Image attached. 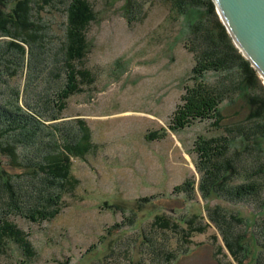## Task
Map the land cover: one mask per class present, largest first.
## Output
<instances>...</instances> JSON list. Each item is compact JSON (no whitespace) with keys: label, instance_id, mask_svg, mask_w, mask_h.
Masks as SVG:
<instances>
[{"label":"rangeland","instance_id":"374dc122","mask_svg":"<svg viewBox=\"0 0 264 264\" xmlns=\"http://www.w3.org/2000/svg\"><path fill=\"white\" fill-rule=\"evenodd\" d=\"M91 2L96 16L88 29L82 66L93 81L82 84V90L68 99L62 116L86 120L94 136L93 148L73 161L79 184L64 194L56 217L33 221L11 216L29 234L36 252L31 262L81 264L80 259L92 250V257L106 256L105 261L115 257L112 264L124 263L125 255L142 264H237L210 223L206 205H220L230 215L233 229L243 233L264 218L254 195L239 203L214 199L206 204L199 192L190 199L175 192L185 180L200 179L195 141L218 132L211 120H195L183 129L170 127L184 87L193 83L195 67L194 54L184 39H178L186 26L183 16L172 10V0ZM61 8H57L60 14L47 12L38 21L57 40L48 47L43 81L32 86L28 96H40L47 88L54 54L65 36L58 25L65 17V6ZM240 109L239 104L226 113L233 115ZM145 197L151 199L139 209V200ZM112 204L135 207L136 222H127L131 211L124 213ZM157 215L167 217L170 225L160 229L157 243L146 244L151 220ZM182 217L192 218L197 227L210 225L204 232L185 236L184 223L177 221ZM126 248L134 250L127 254ZM22 256L16 245L8 242L3 247L0 242V264H21Z\"/></svg>","mask_w":264,"mask_h":264},{"label":"trees","instance_id":"16d2710c","mask_svg":"<svg viewBox=\"0 0 264 264\" xmlns=\"http://www.w3.org/2000/svg\"><path fill=\"white\" fill-rule=\"evenodd\" d=\"M62 6L65 17L58 25L65 36L54 54L47 88L40 96H28L36 83L43 81L49 65L45 63L50 56L48 47L57 40L47 34V25L38 21L47 12L60 14ZM172 10L186 22L178 39H184L194 54L195 67L193 83L184 87L170 127L183 129L195 120H211L218 131L195 141L199 181L189 178L175 192L189 199L199 192L206 204L214 199L239 203L254 195L258 213L264 214V81L234 42L214 0H172ZM95 16L91 0H0V242L3 247L9 242L21 250V264H33L36 252L29 234L11 216L33 221L56 217L64 194L79 184L73 161L93 148L94 136L86 120H66L62 112L68 99L82 90V84L93 81L82 64ZM239 104L241 109L230 114V119L227 110ZM4 157L8 159L5 163ZM16 169L21 172L15 173ZM150 199L139 200V209ZM110 206L124 213L131 211L127 222H136L135 207ZM206 207L210 223L237 264H264V218L237 233L220 205ZM200 217L205 219L203 214ZM177 221L184 223L185 236L204 232L210 225L197 227L192 218L185 217ZM151 223L146 244L157 243L162 228L170 225L161 215ZM132 250L126 248V253ZM91 252L80 259L81 264H112L115 258L105 261L106 256L99 259ZM125 256L121 264H142Z\"/></svg>","mask_w":264,"mask_h":264},{"label":"water","instance_id":"95a60500","mask_svg":"<svg viewBox=\"0 0 264 264\" xmlns=\"http://www.w3.org/2000/svg\"><path fill=\"white\" fill-rule=\"evenodd\" d=\"M240 51L264 78V0H214Z\"/></svg>","mask_w":264,"mask_h":264}]
</instances>
